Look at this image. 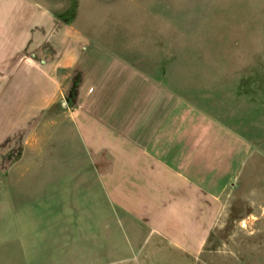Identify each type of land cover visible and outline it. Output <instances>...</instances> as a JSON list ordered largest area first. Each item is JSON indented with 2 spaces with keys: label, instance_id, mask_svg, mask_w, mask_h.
<instances>
[{
  "label": "crops",
  "instance_id": "0c3cea01",
  "mask_svg": "<svg viewBox=\"0 0 264 264\" xmlns=\"http://www.w3.org/2000/svg\"><path fill=\"white\" fill-rule=\"evenodd\" d=\"M105 24L70 23L49 0H0V169H24L4 163L8 141L30 145V166L37 141L60 155L48 168L62 172L63 194L133 222L121 248L108 233L104 264L117 249L140 264H226L228 253L264 264L263 149L234 109L244 90L220 70L176 66L181 51L166 59L165 38Z\"/></svg>",
  "mask_w": 264,
  "mask_h": 264
},
{
  "label": "rangeland",
  "instance_id": "374dc122",
  "mask_svg": "<svg viewBox=\"0 0 264 264\" xmlns=\"http://www.w3.org/2000/svg\"><path fill=\"white\" fill-rule=\"evenodd\" d=\"M49 2L54 13L70 23L124 24L131 28H117L118 34L165 38L166 59L181 51L182 62L176 66L220 70L224 85L239 84L245 106L240 102L234 109L244 112L245 134L263 149L255 175L264 181V0ZM11 144L6 142L11 154L4 163L19 160L17 170L24 169L20 173L0 169V264H104L109 255L103 245L108 233L114 235L111 245L121 248L126 244L127 234L135 228L133 222L110 220L105 214L110 205L103 202L64 195L62 172L48 168L51 163L59 164L61 157L50 159L42 154L44 141H37L41 155L31 157L38 159L31 166L30 145L20 151ZM13 150L18 151L16 156ZM54 170L59 168L54 166ZM71 181H67L70 187ZM94 248L100 251L93 252ZM234 255L225 254V263L244 264ZM111 257L117 258L116 264H140L138 256L126 259V253L118 249Z\"/></svg>",
  "mask_w": 264,
  "mask_h": 264
}]
</instances>
